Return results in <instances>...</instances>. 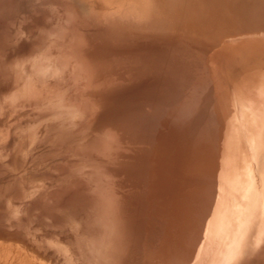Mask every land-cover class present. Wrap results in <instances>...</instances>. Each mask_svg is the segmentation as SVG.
I'll return each instance as SVG.
<instances>
[{"label":"bare ground","instance_id":"bare-ground-1","mask_svg":"<svg viewBox=\"0 0 264 264\" xmlns=\"http://www.w3.org/2000/svg\"><path fill=\"white\" fill-rule=\"evenodd\" d=\"M80 1L14 81L45 264H264V0Z\"/></svg>","mask_w":264,"mask_h":264},{"label":"rangeland","instance_id":"rangeland-1","mask_svg":"<svg viewBox=\"0 0 264 264\" xmlns=\"http://www.w3.org/2000/svg\"><path fill=\"white\" fill-rule=\"evenodd\" d=\"M88 14L104 16L106 12L97 4L80 0H0V39L5 42L4 51L0 48V57H4L9 65V76L7 78L0 76V264L47 262V256L32 243L33 230H40L42 226L39 222L28 224L30 201L39 200L40 204L44 202L42 191L36 192L39 190L36 179H38L37 173L46 166V156H43L47 148L44 147L45 143L38 144L34 138L35 133L37 135L43 126L37 129L33 114L30 112L32 107L23 106L28 100L32 102L35 94L32 91L22 93L21 83L14 84L16 75L20 73V67L23 69L21 62L28 59L31 52L40 45L41 36L51 38L49 33L54 35L55 32H64L65 21L71 22L76 16L83 18ZM79 21L77 19L76 22ZM53 35L52 37H55ZM19 61L22 65L18 64V67H15ZM27 64L25 62L24 65ZM14 68H18L19 72ZM22 69L20 79L23 81L26 77ZM34 76L32 75V79ZM49 78V82L52 83L53 76ZM34 80V86L38 89L36 76ZM28 114L30 118L27 117ZM71 120H65V126L67 121ZM63 132L66 134L72 131L64 127ZM41 157L45 161L42 165ZM40 187L41 185L38 188ZM33 188L37 190L34 191ZM35 192L39 194L33 196L32 193ZM39 196L40 199L37 198ZM41 232L36 234L38 245L42 242Z\"/></svg>","mask_w":264,"mask_h":264}]
</instances>
